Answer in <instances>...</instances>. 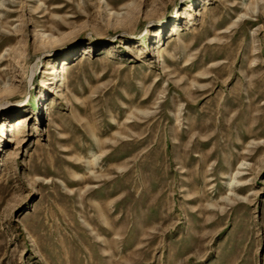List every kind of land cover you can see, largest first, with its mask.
<instances>
[{
	"label": "rangeland",
	"instance_id": "1",
	"mask_svg": "<svg viewBox=\"0 0 264 264\" xmlns=\"http://www.w3.org/2000/svg\"><path fill=\"white\" fill-rule=\"evenodd\" d=\"M0 264H264V0H0Z\"/></svg>",
	"mask_w": 264,
	"mask_h": 264
},
{
	"label": "bare ground",
	"instance_id": "2",
	"mask_svg": "<svg viewBox=\"0 0 264 264\" xmlns=\"http://www.w3.org/2000/svg\"><path fill=\"white\" fill-rule=\"evenodd\" d=\"M22 121V120H21ZM19 123V122H18Z\"/></svg>",
	"mask_w": 264,
	"mask_h": 264
}]
</instances>
